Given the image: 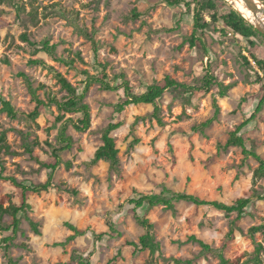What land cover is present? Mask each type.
Listing matches in <instances>:
<instances>
[{"label": "rangeland", "instance_id": "rangeland-1", "mask_svg": "<svg viewBox=\"0 0 264 264\" xmlns=\"http://www.w3.org/2000/svg\"><path fill=\"white\" fill-rule=\"evenodd\" d=\"M230 9L227 2L218 3L217 16ZM133 12L138 18H131ZM204 19L210 22L198 36L204 48H190L186 40L192 32L193 13L184 4L171 7L163 0H0V97L20 112L10 119L0 111V135L5 134L10 148L9 154H0L2 178L33 185L45 182L48 172L30 158L25 147L44 161L48 152L44 141L57 146L58 114L48 107L31 120L35 103L21 74L28 77L32 88L44 86L37 90L41 99L44 91L58 99L65 94L56 83L55 72L81 92L85 78L61 61L68 50L80 53L83 63H78L79 69L92 76L104 73L108 82L119 85V76L124 75L136 95L165 77L200 87L206 69L216 81L208 92L194 95L165 91L156 103L163 126L152 117L153 106L130 105L117 112L123 91H105L91 84L85 98L90 128L83 133L67 128L76 145L61 153L54 187L28 196L31 209L27 217L37 223L40 234H34L21 216L20 230L8 253L0 249V264H7L8 257L14 264H77L79 258L89 264H176L173 260L219 264L218 254L227 260L238 258L239 264H254L257 245L262 248L258 258L264 264V234L248 233L251 227L264 223L262 200H252L231 239L227 234L235 215L227 217L211 207L178 202L174 212L162 206L139 210L138 215L153 225L160 248L151 253L123 245L125 241L137 243L144 234L128 203L136 194L157 195L168 189L231 205L253 190L263 191L264 178L253 180L257 162L245 159L239 147L225 144L263 94L264 69L250 56L264 61V39L248 41L221 21L211 22L209 14L205 13ZM78 28L94 38L96 51ZM23 34L36 46L24 42ZM46 41L55 46L54 57L39 51ZM36 59L45 66L29 64ZM220 86L226 87L224 97L219 96ZM214 100L219 108L216 116ZM114 123H120L111 133L118 149V173L106 162L92 163L104 130ZM242 138L248 150L264 158V107ZM65 163L70 164L68 169ZM63 183L78 195L58 190L57 186L64 188ZM0 188L12 203L20 204L18 189L2 179ZM2 222L6 225L8 218L3 217ZM66 224L84 234L66 242L72 234ZM109 224L117 234L109 235ZM100 234L103 237H98ZM8 235L0 233V244ZM190 236L203 241L212 252H203L198 244L187 241ZM61 243L64 246L57 245Z\"/></svg>", "mask_w": 264, "mask_h": 264}, {"label": "trees", "instance_id": "trees-1", "mask_svg": "<svg viewBox=\"0 0 264 264\" xmlns=\"http://www.w3.org/2000/svg\"><path fill=\"white\" fill-rule=\"evenodd\" d=\"M163 2L168 6H176L184 4L188 11L193 13V28L191 35L187 38V42L190 48H195L197 45L204 48L203 43L198 37L203 31L207 30L210 26V22H206L204 19V14H209L211 22L221 21L222 25L232 31L234 34L240 37L250 40L257 37H264L260 35L248 22H246L235 10L230 9L226 14L217 16L218 3L226 5L224 0H163ZM131 18L136 19L138 15L133 12ZM79 33L86 40H88L96 51V43L94 38L87 32L86 29L78 28ZM21 39L28 45L35 47L36 44L30 42L26 34L21 35ZM40 52L47 54L48 56L54 57L55 46L49 45V43L43 42L40 45ZM255 65L259 69H264V61L259 60L253 55L250 56ZM62 63L80 73L85 78V86L81 92L72 86L63 75L55 72L54 77L56 83L59 85L60 90L65 94L58 99L53 94L44 91V99H41L37 95V90H43L44 86L38 85L37 88H32V84L27 76L21 74L24 78L32 99L35 103L33 111L29 114L31 120H36L41 110L54 107L57 112V117L55 118L56 123H60L58 132L56 135L57 146L50 144L48 141H44V145L48 148L47 158L41 161L37 155L34 154L33 150L29 147H25V151L29 154L30 158L33 159L41 168L48 172L47 178L44 183L37 185L25 184L23 182H18L15 178H2L4 181H8L11 186L20 191L21 202L19 205L12 203L9 197L3 195L0 188V233H9L8 236L1 239L0 249H3L5 254L8 253L12 241L18 234L21 224V216H24L27 220L32 232L36 235L40 234L37 223L32 221L27 217V213L30 211L31 206L28 204L29 195H40L42 193L48 192V190L54 187L52 180L55 171L62 164L61 153L71 150L76 143L71 136L67 134V128L69 126L75 132L83 133L90 128L91 114L90 107L85 102L86 94L91 84L99 85L100 89L105 91H123V100L117 105V112H122L125 107L130 105L146 104L153 106L152 117L155 119L159 126H163L161 119L158 116V107L156 105L157 101L163 96L164 92L167 90L183 91L184 93L194 95L198 92H208L210 88L216 84L214 76H212L208 69H206L205 75L202 78V85L200 87L188 86L186 84L179 83L169 77H165L162 82L154 83L146 88V91L142 94L136 95L132 92L128 81L125 79L124 75H120L119 78L122 80L121 84L113 85L107 81V76L103 73L101 76H92L86 70H81L78 67V63H83L82 57L79 52L67 51V57L65 60H61ZM243 62L248 66L249 62L246 58H243ZM30 65L34 66H45L42 60H31ZM262 96L258 99L252 108L251 113L247 116L240 124H238L235 129L229 134L226 141L225 147H239L241 149V154L246 158H253L257 162V167L253 171V180L256 182L264 178V158H260L254 151L248 150L245 146V141L242 138V134L249 129L255 122L256 115L259 114L264 107V85L262 86ZM226 93V87L220 86L219 96L224 97ZM215 116L219 112L216 100L213 101ZM0 111L10 119H16L19 115V111L8 101L0 97ZM80 115L79 118L73 120L71 118L65 119L66 116ZM210 121L202 125V128L207 127ZM120 127V123L109 124L104 130L101 145L97 148L94 153L92 163H97L103 161L108 163L111 171L118 173L120 171V161L118 158V149L116 148L115 142L111 133ZM39 142L35 140V146H38ZM10 153V148L7 144L6 136L4 133L0 135V154ZM66 168L70 167L69 163H65ZM3 170V164L0 160V172ZM57 186L58 190L70 194L76 197L78 192L75 189H70ZM137 197L129 200V205L132 206L133 217L137 224L144 229V234L139 237L138 242H123L126 247H131L133 249L148 250L151 253L158 251L160 246L155 241L153 235V225L145 217L138 215L139 210H150L156 206H162L165 210L175 211V204L178 202H187L192 204L194 207H211L217 211L224 213L227 217L235 215V218L231 221L229 232L227 237L231 239L233 237L234 231L237 229V223L242 219L246 213L247 207L251 204L252 200H262L264 201V188L262 192L252 191L245 196L236 199L231 205H226L214 201L201 200L198 197L175 193L168 189H163L157 195H144L136 194ZM3 217L8 218L7 224H3ZM68 229L72 232L70 236L67 237L66 242L75 239L78 236L84 234L83 231L78 230L76 227L66 224ZM109 235L117 234L114 229L113 224H109ZM249 235L253 236L256 233L264 234V223L253 226L248 230ZM98 237H103L100 234ZM187 241L198 244L203 252H212L210 247L206 245L203 241L197 239L194 236H190ZM64 246V243L57 244ZM261 246L257 245L255 247V256L253 258L254 264H261L258 258V254L261 251ZM219 264H239V259L227 260L221 254H218ZM176 264H191L190 261L173 260ZM7 264H14V262L8 257ZM77 264H89L86 259L79 258Z\"/></svg>", "mask_w": 264, "mask_h": 264}, {"label": "water", "instance_id": "water-1", "mask_svg": "<svg viewBox=\"0 0 264 264\" xmlns=\"http://www.w3.org/2000/svg\"><path fill=\"white\" fill-rule=\"evenodd\" d=\"M245 8L251 13L253 18L259 20L261 23L264 21V3L261 0H240ZM228 3V2H227ZM232 7V6H231ZM233 8V7H232ZM233 10H235L233 8ZM236 11V10H235ZM246 22L248 20L244 17V15L238 11H236ZM249 23V22H248ZM260 35L264 37V25H253L249 23Z\"/></svg>", "mask_w": 264, "mask_h": 264}, {"label": "bare ground", "instance_id": "bare-ground-1", "mask_svg": "<svg viewBox=\"0 0 264 264\" xmlns=\"http://www.w3.org/2000/svg\"><path fill=\"white\" fill-rule=\"evenodd\" d=\"M224 1L228 2V4H230L236 11L242 13L249 23L255 26L264 25V21H262L261 23L259 20L253 18L251 13L245 8V6L240 0H224Z\"/></svg>", "mask_w": 264, "mask_h": 264}]
</instances>
